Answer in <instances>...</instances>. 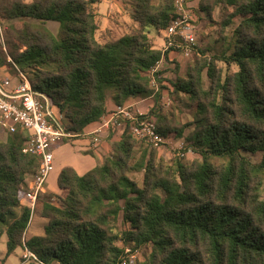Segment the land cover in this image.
I'll list each match as a JSON object with an SVG mask.
<instances>
[{
    "label": "trees",
    "instance_id": "obj_1",
    "mask_svg": "<svg viewBox=\"0 0 264 264\" xmlns=\"http://www.w3.org/2000/svg\"><path fill=\"white\" fill-rule=\"evenodd\" d=\"M176 1L130 0L139 29L101 41L97 0H0L7 45L0 67L9 66L13 75L15 66L32 72L33 88L63 113L73 138L107 114L113 92L118 106L130 96L152 99L154 108L142 118L163 135L184 138L201 156L169 165L157 163L153 152L136 157L128 126L103 165L82 176L64 168L61 195L36 203L35 214L48 220L44 234L26 242L42 262L122 264V241L135 250L151 246L145 264H264V0H200L198 9L209 17L219 7L223 11L221 46L210 60L197 59L185 79L169 82L159 69L169 51L156 49L147 29L165 34L178 18ZM236 18L239 24L224 36ZM50 21L59 23L58 36L46 27ZM232 67L237 71L229 72ZM166 82L173 95L185 94L195 107L187 136L188 125L163 113ZM26 139L18 127L6 143L0 141V240L7 237V256L22 246L31 210L21 200L27 177L40 165L38 156L23 153ZM255 154L261 155L257 163L250 158ZM136 173H144L142 186L131 177ZM121 213L130 227L119 231Z\"/></svg>",
    "mask_w": 264,
    "mask_h": 264
},
{
    "label": "built area",
    "instance_id": "obj_2",
    "mask_svg": "<svg viewBox=\"0 0 264 264\" xmlns=\"http://www.w3.org/2000/svg\"><path fill=\"white\" fill-rule=\"evenodd\" d=\"M184 0H177L175 7L178 18L165 31V50L174 49L185 57L192 55L198 43L197 32L184 9ZM0 52L7 54V45L4 31V21L0 17ZM8 61H11L8 57ZM159 66V65H158ZM16 75L4 65L0 67V130L8 135L15 133L19 128L26 136L23 153L39 157L38 171L27 177V190L21 204L31 210L28 226L32 222L37 200L46 193V184L54 171V148L73 138L65 126L63 113L51 102L44 93L36 91L28 75L17 66ZM156 70H153V73ZM152 84L156 85L152 80ZM139 112L128 107H119L110 117L104 119L89 137L92 147H98L105 136L126 127L131 128L133 136L151 148L161 149L171 145V137L159 132L154 121L143 119ZM27 240L22 242L20 264H46L27 246ZM126 258L135 259V254L129 247H125ZM129 258V259H128ZM0 264H4L0 261ZM51 264H59L53 262Z\"/></svg>",
    "mask_w": 264,
    "mask_h": 264
},
{
    "label": "rangeland",
    "instance_id": "obj_3",
    "mask_svg": "<svg viewBox=\"0 0 264 264\" xmlns=\"http://www.w3.org/2000/svg\"><path fill=\"white\" fill-rule=\"evenodd\" d=\"M26 1V0H24ZM184 9L186 14L189 16L191 23L193 24L195 31L197 32L198 43L194 47L192 55L189 57H185L182 54L178 53L177 56L172 57L171 60L165 61L163 64H160L161 70L165 71L164 77L167 81H176L178 77L183 79L186 78V74L188 73L190 67H193L197 59L201 58H208L209 60L215 54V49H219L221 46L220 41V26L218 25L222 19L221 15L223 11L221 7L217 8L212 15L209 17L207 13L202 12L198 9L200 0H184ZM176 4V2H175ZM176 8V7H175ZM230 11H232L230 9ZM240 22L239 18H236L233 22V25H230L225 32H223L224 36H230L233 32L235 26H237ZM7 26H9L8 22H5ZM22 22L15 21V26L17 28H22ZM118 27V25H115ZM46 27L56 36L60 33V25L57 22H47ZM109 33V32H108ZM152 39H154L155 46L160 48V44L162 40L159 37L164 39V34L160 33L159 37L157 36L155 31L151 32ZM106 34L101 35L98 34L99 39L101 40L102 37H106ZM164 49V47H163ZM203 49H211L210 51L206 52L204 56L200 50ZM218 65L223 69L224 73L228 71V68L223 63H218ZM9 67V66H8ZM53 68V67H49ZM46 69V68H45ZM48 70V69H46ZM10 71V70H9ZM237 71L236 67H232L229 69V72ZM11 72V71H10ZM12 73V72H11ZM28 77L33 78V73L30 71H25ZM204 80H205V88L208 89L210 85V80L207 77L206 72H204ZM153 85V84H152ZM166 89L162 92V99H161V107L163 113L170 115L173 113L177 117V123L181 126H187V130H185L184 136H187L191 130L193 129L191 123H193V115L195 112V107L191 106L189 102V98L181 93L178 96L176 94H172L174 92V88L171 83L166 82L164 84ZM154 86V85H153ZM113 92L108 94V97H112ZM191 125V126H189ZM124 131V129H123ZM9 140V135L4 133L0 130V141L6 143ZM136 157H139L142 151H148V153H155L157 163H164L165 165H169L177 158L184 159L185 161H194V160H201V156L198 153H195L192 149L187 148L186 141L184 138H173L171 137V145L165 146L161 149H154L146 145L144 142L136 139ZM253 162H259L261 160L260 154H255L250 156ZM131 177L139 183L140 186L143 184L144 173H136L132 174ZM260 196L261 199L264 198V182L260 185ZM117 229L124 230L129 229V225L123 223V215L121 213L118 222L116 223ZM7 241V237L4 235L0 240V250L5 247V243ZM117 245L121 248L129 247L133 254H135V259L131 260L132 262H138L141 264H145L149 261L152 254V247L151 246H144L135 250L132 246H126L122 241H118ZM21 255V248H18L14 253L12 258V262L17 264L19 262V258ZM129 259V258H128Z\"/></svg>",
    "mask_w": 264,
    "mask_h": 264
},
{
    "label": "crops",
    "instance_id": "obj_4",
    "mask_svg": "<svg viewBox=\"0 0 264 264\" xmlns=\"http://www.w3.org/2000/svg\"><path fill=\"white\" fill-rule=\"evenodd\" d=\"M25 2L31 3L32 0H26ZM96 12L98 14L100 25L99 33H101V35H107L106 37H102L101 41H105L111 37L120 38L125 35H130L139 29L138 24L131 18L132 5L130 0H97ZM115 25H118V27ZM147 31L151 39L153 38L151 35L152 31H155L158 37L160 35V33L154 28H148ZM159 38L162 40L160 45L163 46L160 49L157 48L154 43L155 48L161 50L164 53L169 51V60H171L172 57L177 56L178 52L176 50H165V34L164 39L161 37ZM152 40L154 42V39ZM161 64H163V61ZM119 107H128L136 112L146 115L154 108V102L152 99H143L141 97L130 96L124 101L123 106H118L114 102L113 96L108 97L107 114L103 116L100 121L88 125L83 136L60 143L54 148L55 168L46 184V193L40 197L41 201H47L44 199L45 195H61L62 192L58 187V177L64 168L71 167L82 176L95 167L104 164L105 160L112 153L113 143L120 140L123 130H117L114 133L105 136L104 140L98 147H92L89 133L99 126L104 119L110 117L112 113ZM53 203L58 205L56 200H53ZM25 205L26 202L24 203V206ZM47 224L48 220L46 218L40 217L34 212L32 222L28 226L24 238L28 240L33 236H42L44 234V228L47 226ZM6 243L5 247L0 250V261H2L4 264H15L11 260L16 251L10 256H7ZM19 248H21L22 255V247ZM21 255L17 264L21 263Z\"/></svg>",
    "mask_w": 264,
    "mask_h": 264
}]
</instances>
